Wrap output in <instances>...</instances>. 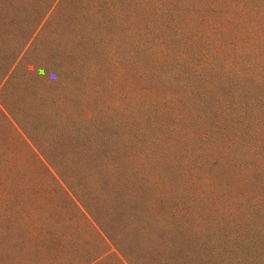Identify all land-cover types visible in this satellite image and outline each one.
<instances>
[{
  "label": "rangeland",
  "instance_id": "374dc122",
  "mask_svg": "<svg viewBox=\"0 0 264 264\" xmlns=\"http://www.w3.org/2000/svg\"><path fill=\"white\" fill-rule=\"evenodd\" d=\"M18 42L0 264H264V0H0V88Z\"/></svg>",
  "mask_w": 264,
  "mask_h": 264
},
{
  "label": "trees",
  "instance_id": "16d2710c",
  "mask_svg": "<svg viewBox=\"0 0 264 264\" xmlns=\"http://www.w3.org/2000/svg\"><path fill=\"white\" fill-rule=\"evenodd\" d=\"M16 45H17V49L19 47V50L17 51V56L14 58V60L11 62L10 66L8 68V72L6 74L7 78H6L5 82L1 86V88H0L1 90H3L4 88L7 87L8 80L13 78V76L15 75V73L17 72V70H18V68H19V66L21 64V61L24 58L23 56L19 58L18 55L21 53V51H23L25 46H21V48H20V43L19 42ZM15 47L13 48V51H16ZM2 106H3V104H2Z\"/></svg>",
  "mask_w": 264,
  "mask_h": 264
}]
</instances>
